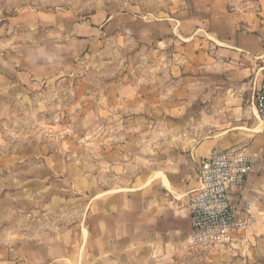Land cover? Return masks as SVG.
<instances>
[{
    "label": "crops",
    "instance_id": "obj_1",
    "mask_svg": "<svg viewBox=\"0 0 264 264\" xmlns=\"http://www.w3.org/2000/svg\"><path fill=\"white\" fill-rule=\"evenodd\" d=\"M159 2L142 16L116 12L103 22L70 19L63 42L25 46L19 62H6L5 70L0 65V78L12 76L21 85L72 75L82 65L78 59L97 53L120 32L132 41H154L161 59L147 65L151 78L133 79L126 83L127 93L122 88L116 94V101L128 106L124 120L140 123L144 133L162 141L157 151L149 148L148 164L142 159L146 171L95 194L76 224L62 228L66 238L19 247L25 264H78L104 257L107 246L111 253L125 250L135 256L192 250L187 195L197 186L199 162L234 147L258 158L237 193L238 200L249 203L253 220L229 247L220 248L225 258L237 255L239 264H264V122L253 102L264 76V0ZM18 17L16 24L36 32L63 22L34 11ZM155 53H147L150 61ZM126 67L134 70L132 64ZM12 251L0 246V256Z\"/></svg>",
    "mask_w": 264,
    "mask_h": 264
},
{
    "label": "rangeland",
    "instance_id": "obj_2",
    "mask_svg": "<svg viewBox=\"0 0 264 264\" xmlns=\"http://www.w3.org/2000/svg\"><path fill=\"white\" fill-rule=\"evenodd\" d=\"M158 3L0 0V65L5 70L6 62H19L25 46L63 42L70 19L93 17L103 22L116 12L142 16ZM33 11L54 15L63 21L62 26L52 24L36 32L16 24L20 14ZM111 36L97 53L78 59L82 65L72 75L30 85L18 84L12 76L0 78V246L18 251L0 256V264H25L19 250L22 245L29 248L66 238L64 227L76 224L95 194L145 172L142 159L148 164L149 148L157 151L161 145L155 135L142 131L140 123L125 121L128 106L116 101L127 82L152 77L147 75V65L156 66L161 60L155 53L158 49L154 41H132L123 32ZM148 52L155 53L151 61ZM131 163L135 166L130 167ZM105 252L104 257L91 256L78 264H239L235 254L223 257L220 247L135 256L125 250L111 253L107 246Z\"/></svg>",
    "mask_w": 264,
    "mask_h": 264
},
{
    "label": "built area",
    "instance_id": "obj_3",
    "mask_svg": "<svg viewBox=\"0 0 264 264\" xmlns=\"http://www.w3.org/2000/svg\"><path fill=\"white\" fill-rule=\"evenodd\" d=\"M253 102L264 122V76L254 88ZM257 155L244 147L213 151L199 162L197 186L187 195L190 213L188 247L204 250L225 247L252 222L250 205L241 191Z\"/></svg>",
    "mask_w": 264,
    "mask_h": 264
}]
</instances>
